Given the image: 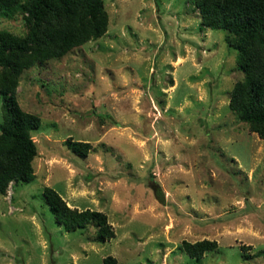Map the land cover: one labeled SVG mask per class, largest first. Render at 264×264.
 Instances as JSON below:
<instances>
[{
  "label": "rangeland",
  "instance_id": "rangeland-1",
  "mask_svg": "<svg viewBox=\"0 0 264 264\" xmlns=\"http://www.w3.org/2000/svg\"><path fill=\"white\" fill-rule=\"evenodd\" d=\"M103 1V35L20 75L40 125L33 178L0 194V264H264V138L229 109L242 72L225 31L192 0ZM0 29L25 32L19 15L0 13ZM45 186L114 235L65 231ZM203 239L216 248L190 257L182 242Z\"/></svg>",
  "mask_w": 264,
  "mask_h": 264
},
{
  "label": "trees",
  "instance_id": "trees-1",
  "mask_svg": "<svg viewBox=\"0 0 264 264\" xmlns=\"http://www.w3.org/2000/svg\"><path fill=\"white\" fill-rule=\"evenodd\" d=\"M201 24L225 31L226 43L236 49L242 72L228 96L229 109L249 130L264 138V0H192ZM2 15H19L25 32L0 29V194L10 183L33 178L36 145L31 132L40 125L37 114L23 110L16 97L21 73L35 64L57 59L89 39L104 34L108 15L103 0H0ZM74 153L85 156L89 144L66 141ZM45 203L65 231L95 227V238L107 240L114 231L102 211L70 208L56 190L45 186ZM185 252L200 258L216 248L215 241L182 242ZM102 264H119L112 255Z\"/></svg>",
  "mask_w": 264,
  "mask_h": 264
}]
</instances>
